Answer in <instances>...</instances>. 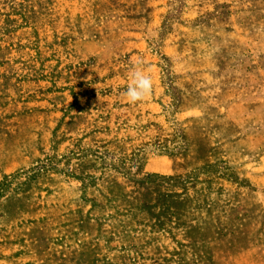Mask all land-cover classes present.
Returning <instances> with one entry per match:
<instances>
[{"label": "rangeland", "instance_id": "obj_1", "mask_svg": "<svg viewBox=\"0 0 264 264\" xmlns=\"http://www.w3.org/2000/svg\"><path fill=\"white\" fill-rule=\"evenodd\" d=\"M0 182V264H264V0H0Z\"/></svg>", "mask_w": 264, "mask_h": 264}, {"label": "clouds", "instance_id": "obj_2", "mask_svg": "<svg viewBox=\"0 0 264 264\" xmlns=\"http://www.w3.org/2000/svg\"><path fill=\"white\" fill-rule=\"evenodd\" d=\"M143 64V59L139 57L132 62V70L129 73L130 83L125 91L128 103L141 102L152 92L153 80L150 73H147L142 67Z\"/></svg>", "mask_w": 264, "mask_h": 264}, {"label": "trees", "instance_id": "obj_3", "mask_svg": "<svg viewBox=\"0 0 264 264\" xmlns=\"http://www.w3.org/2000/svg\"><path fill=\"white\" fill-rule=\"evenodd\" d=\"M12 182H0V195L2 192H4L5 190H7L8 186L11 184ZM22 182H16L15 183V188H13L12 190H16V188L18 189L19 186H21Z\"/></svg>", "mask_w": 264, "mask_h": 264}]
</instances>
